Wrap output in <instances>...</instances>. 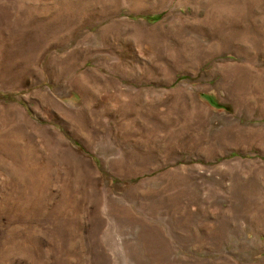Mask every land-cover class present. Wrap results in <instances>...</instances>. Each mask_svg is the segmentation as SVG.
Instances as JSON below:
<instances>
[{
    "label": "rangeland",
    "instance_id": "rangeland-1",
    "mask_svg": "<svg viewBox=\"0 0 264 264\" xmlns=\"http://www.w3.org/2000/svg\"><path fill=\"white\" fill-rule=\"evenodd\" d=\"M0 264H264V0H0Z\"/></svg>",
    "mask_w": 264,
    "mask_h": 264
},
{
    "label": "trees",
    "instance_id": "trees-1",
    "mask_svg": "<svg viewBox=\"0 0 264 264\" xmlns=\"http://www.w3.org/2000/svg\"><path fill=\"white\" fill-rule=\"evenodd\" d=\"M201 97L204 98V100L213 108H223V109H226L225 107H222L220 105H218L213 99L211 96L209 95H202ZM103 176H105L107 179H108V183H115L117 182L116 179L112 178V177H109V175H107L106 173H102Z\"/></svg>",
    "mask_w": 264,
    "mask_h": 264
}]
</instances>
